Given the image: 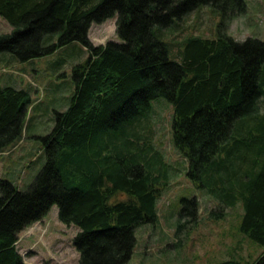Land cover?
<instances>
[{
    "label": "trees",
    "instance_id": "1",
    "mask_svg": "<svg viewBox=\"0 0 264 264\" xmlns=\"http://www.w3.org/2000/svg\"><path fill=\"white\" fill-rule=\"evenodd\" d=\"M203 5L220 12L216 37L160 38L161 28ZM244 10V0H0V16L12 25L0 34V52L24 60L72 40L88 51L72 67L67 108L40 137L45 162L28 189L0 176V264H25L19 233L55 204L60 222L78 227L77 264L129 260L135 227L156 219L159 190L147 166L160 155L147 146L142 123L158 97L173 105L172 142L189 177L222 203L220 214L239 203V230L264 248V41L226 32ZM113 16L120 41L92 44L91 24ZM53 33L56 42L44 46ZM29 103L28 90L0 84V152L21 139ZM117 193L129 198L113 201ZM197 210L195 197L182 199L177 232ZM250 264H264V250Z\"/></svg>",
    "mask_w": 264,
    "mask_h": 264
},
{
    "label": "rangeland",
    "instance_id": "2",
    "mask_svg": "<svg viewBox=\"0 0 264 264\" xmlns=\"http://www.w3.org/2000/svg\"><path fill=\"white\" fill-rule=\"evenodd\" d=\"M244 3L245 10L231 20L226 32L236 40L254 37L264 41V0ZM220 19L217 8L203 5L161 28L160 38L170 44L188 35L216 37ZM11 30L12 25L0 16V34ZM88 37L94 45L120 41L115 16L93 22ZM56 39L57 34H47L43 45L50 46ZM177 50L178 45H173L172 51ZM87 57L88 51L78 40L24 60L10 52H0V84L24 88L30 94L22 137L0 154V176L14 181L13 172L18 171L15 182L22 190L28 189L45 162L40 137L53 128L55 113L67 108L76 88L72 67ZM261 108L264 109V102ZM150 109L148 120L142 123L150 130L142 133H147V146L160 155L159 160L151 159L147 166L151 183L159 190L156 219L135 227V246L125 264H215L226 258L252 263L264 248L239 230L241 205L224 206L220 214L218 206L222 203L193 182L187 174V159L173 145L172 103L158 97L150 101ZM192 197L198 204L197 218L177 232L182 199ZM128 198L126 193H117L112 200ZM191 207L189 204L188 210ZM77 231V226L60 222L55 204L44 218L19 233L16 247L25 264H42L45 260L52 264H77L79 255L72 243Z\"/></svg>",
    "mask_w": 264,
    "mask_h": 264
},
{
    "label": "crops",
    "instance_id": "3",
    "mask_svg": "<svg viewBox=\"0 0 264 264\" xmlns=\"http://www.w3.org/2000/svg\"><path fill=\"white\" fill-rule=\"evenodd\" d=\"M3 151H4V150H3ZM3 151H1L0 154L3 153ZM16 174H18V171L15 170V171L13 172V176H14V179H15L14 181H16V179H17ZM0 175H2V174H0Z\"/></svg>",
    "mask_w": 264,
    "mask_h": 264
}]
</instances>
